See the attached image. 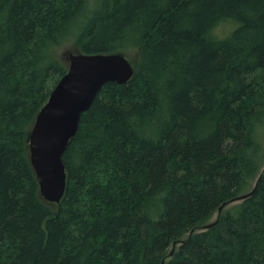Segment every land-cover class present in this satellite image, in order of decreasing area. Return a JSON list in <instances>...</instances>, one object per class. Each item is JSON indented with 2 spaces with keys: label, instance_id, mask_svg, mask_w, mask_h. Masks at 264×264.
I'll use <instances>...</instances> for the list:
<instances>
[{
  "label": "trees",
  "instance_id": "obj_1",
  "mask_svg": "<svg viewBox=\"0 0 264 264\" xmlns=\"http://www.w3.org/2000/svg\"><path fill=\"white\" fill-rule=\"evenodd\" d=\"M67 45L135 73L82 114L52 203L29 133ZM263 167L264 0H0V264H264Z\"/></svg>",
  "mask_w": 264,
  "mask_h": 264
},
{
  "label": "water",
  "instance_id": "obj_2",
  "mask_svg": "<svg viewBox=\"0 0 264 264\" xmlns=\"http://www.w3.org/2000/svg\"><path fill=\"white\" fill-rule=\"evenodd\" d=\"M62 57L68 64V71L53 88L29 133V155L41 196L52 203H59L65 195L67 168L63 156L69 141L78 130L82 114L91 107L106 83L126 84L135 73L134 65L121 52L88 54L68 51ZM263 173L264 167L256 184ZM254 191L255 188L230 202L243 200ZM227 204L226 202L219 207L218 215ZM217 222L218 218L206 224L205 228L208 229ZM174 251L175 248L170 256ZM162 264H165V259Z\"/></svg>",
  "mask_w": 264,
  "mask_h": 264
},
{
  "label": "rangeland",
  "instance_id": "obj_3",
  "mask_svg": "<svg viewBox=\"0 0 264 264\" xmlns=\"http://www.w3.org/2000/svg\"><path fill=\"white\" fill-rule=\"evenodd\" d=\"M91 2H92V4H96L97 2H98V0H91ZM233 27V25L232 24H230V23H227V24H225V25H223L222 27H220L219 29H218V31L221 33V34H226L231 28ZM70 52V51H72V52H78V50L76 49V48H74V47H72L71 45H67V46H63L62 48H60V50H59V54H61V56L63 55V53L64 52ZM128 58H130V60H134L135 59V57H133V56H128ZM241 200H237V201H234V202H231L230 204H228L225 208H229V207H231L232 205H234V204H236V203H239ZM217 215H218V212H216L212 217H211V219L207 222V223H210V222H212V221H214L216 218H217ZM206 223V224H207ZM200 230H202V229H200ZM179 245V244H178Z\"/></svg>",
  "mask_w": 264,
  "mask_h": 264
},
{
  "label": "bare ground",
  "instance_id": "obj_4",
  "mask_svg": "<svg viewBox=\"0 0 264 264\" xmlns=\"http://www.w3.org/2000/svg\"><path fill=\"white\" fill-rule=\"evenodd\" d=\"M259 178V177H258Z\"/></svg>",
  "mask_w": 264,
  "mask_h": 264
}]
</instances>
